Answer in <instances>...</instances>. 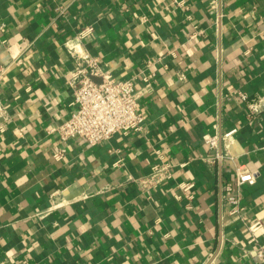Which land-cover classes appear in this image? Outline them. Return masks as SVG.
Masks as SVG:
<instances>
[{
    "label": "crops",
    "instance_id": "obj_1",
    "mask_svg": "<svg viewBox=\"0 0 264 264\" xmlns=\"http://www.w3.org/2000/svg\"><path fill=\"white\" fill-rule=\"evenodd\" d=\"M211 1L0 0V264H262L247 223H264V110L240 92L264 97V0H218L217 24ZM89 25L85 47L106 73L135 80L147 119L98 145L62 143L48 130L73 111L77 64L64 43ZM194 25L205 32L190 39ZM161 154L175 177L146 191L138 179ZM241 165L256 174L240 187L244 217L225 189ZM181 180L195 182L193 199L177 198Z\"/></svg>",
    "mask_w": 264,
    "mask_h": 264
},
{
    "label": "built area",
    "instance_id": "obj_2",
    "mask_svg": "<svg viewBox=\"0 0 264 264\" xmlns=\"http://www.w3.org/2000/svg\"><path fill=\"white\" fill-rule=\"evenodd\" d=\"M176 4L189 10L185 0H177ZM210 13L215 15V23L222 19V12L219 10L218 0H212L210 3ZM188 17L191 18L190 12ZM7 24L0 19V32L6 30ZM94 31L92 25L86 26L78 31L76 36L65 41V47L76 61V68L71 72L67 81L72 89L73 98L71 104L73 111L68 119L60 125L48 130L49 133L57 134L60 142L65 143L74 138H80L90 145H98L109 141L116 132L128 133L130 131H142L147 119L146 113L140 109V92L133 78L119 79L106 73L100 63V59L93 55L84 45V40ZM204 29L194 25V31L189 35L190 39L197 38L204 34ZM6 42V40H4ZM176 56L175 52H172ZM163 57H157V62H162ZM164 66L168 67L167 63ZM153 74H144L142 79L147 86L152 84ZM178 76L182 80H187L185 71H178ZM96 78H100L97 81ZM240 96L247 102L252 113H258L264 110V97L250 100L246 93L240 92ZM8 120V110L5 104L0 100V132H5L6 122ZM236 128L225 131L221 139L230 143L234 139ZM206 144L217 150L220 143L219 135L207 134L204 136ZM65 153L64 148L57 150L53 156L56 159H62ZM221 153H216V159L222 158ZM177 164L168 161L161 154L159 160L152 166L150 172L138 179L141 187L146 191H152L160 187L164 181L173 180L175 177V168ZM256 174L245 165L236 168V182L227 183L225 186L228 191V201L232 204L231 212L243 216L244 207L241 204L240 187L244 183L254 184ZM181 194L177 198L186 196L193 199L192 189L195 182L190 180H181L177 184ZM58 206L53 204V207ZM249 238L247 242L252 244V250L257 260L264 264V237L258 235L264 227L261 220L247 223Z\"/></svg>",
    "mask_w": 264,
    "mask_h": 264
},
{
    "label": "water",
    "instance_id": "obj_3",
    "mask_svg": "<svg viewBox=\"0 0 264 264\" xmlns=\"http://www.w3.org/2000/svg\"><path fill=\"white\" fill-rule=\"evenodd\" d=\"M97 81H100L101 79L100 78H96Z\"/></svg>",
    "mask_w": 264,
    "mask_h": 264
}]
</instances>
